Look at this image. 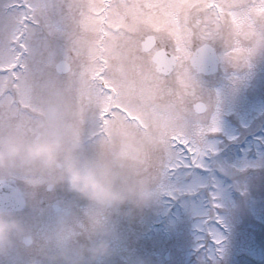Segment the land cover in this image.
<instances>
[{"label":"snow or ice","instance_id":"obj_1","mask_svg":"<svg viewBox=\"0 0 264 264\" xmlns=\"http://www.w3.org/2000/svg\"><path fill=\"white\" fill-rule=\"evenodd\" d=\"M261 52L264 0H0V124L16 123L28 134L43 89L84 80L93 91L79 97L81 127L89 149L103 152L98 137L120 126L117 113L137 127L144 123L122 104L105 109L100 103V96L118 94L125 76L176 100L189 129L169 137L177 159L157 178L169 207L179 203L177 189L182 192L198 264H218L230 230L221 209L232 188L246 191L236 172L248 165L234 170L214 160L219 148L209 137L221 130L224 92L201 73L211 60L234 89ZM27 190L22 177L0 172V204ZM40 200L39 212L23 210L31 237L0 256V264H46V249L93 239L102 224H112L110 210L93 218L86 202L59 188L42 191Z\"/></svg>","mask_w":264,"mask_h":264},{"label":"rangeland","instance_id":"obj_2","mask_svg":"<svg viewBox=\"0 0 264 264\" xmlns=\"http://www.w3.org/2000/svg\"><path fill=\"white\" fill-rule=\"evenodd\" d=\"M201 79L224 92L221 130L209 137L219 148L214 160L234 170L248 165L236 172L246 191L232 188L228 207L221 209L230 230L225 233L227 246L218 264H264V52L257 54L251 70L234 89L227 87L222 67L215 76ZM92 91L84 80L43 89L31 131L25 134L16 123L6 122L20 139L14 140L9 132L0 140V172L16 174L28 186L24 210L39 212L40 193L52 184L51 190L59 188L86 202L93 218L108 210L113 213L112 224H102L95 238L81 237L70 243V251L75 250L72 260L65 261L62 254L55 255L48 248L43 253L45 262L198 264L200 252L193 222L181 207L185 205L182 192L176 191L181 205L169 207L157 178L168 161L177 159L169 137L189 129L184 108L170 97L150 93L140 80L125 76L118 94L100 96V103L105 109L124 105L143 126L116 114L120 126L105 128L98 137L105 151L98 152L87 146L80 123L79 97ZM31 235L23 210L0 215V256Z\"/></svg>","mask_w":264,"mask_h":264},{"label":"water","instance_id":"obj_3","mask_svg":"<svg viewBox=\"0 0 264 264\" xmlns=\"http://www.w3.org/2000/svg\"><path fill=\"white\" fill-rule=\"evenodd\" d=\"M215 69V64L211 62V60L206 61L205 68L202 71L203 73H211ZM24 202L23 199L17 198L15 200H8L3 204H0V213L1 212H10L19 210L23 206Z\"/></svg>","mask_w":264,"mask_h":264},{"label":"flooded vegetation","instance_id":"obj_4","mask_svg":"<svg viewBox=\"0 0 264 264\" xmlns=\"http://www.w3.org/2000/svg\"><path fill=\"white\" fill-rule=\"evenodd\" d=\"M9 131L7 129V126L4 124H0V140L2 141L6 137H8ZM68 259L72 260L73 256L72 255H66ZM47 264V263H46Z\"/></svg>","mask_w":264,"mask_h":264}]
</instances>
